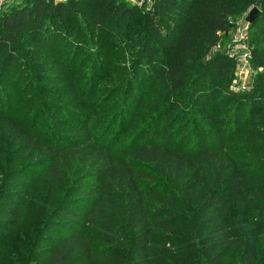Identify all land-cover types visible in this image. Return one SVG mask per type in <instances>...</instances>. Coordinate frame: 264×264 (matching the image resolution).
I'll return each instance as SVG.
<instances>
[{
  "label": "trees",
  "instance_id": "16d2710c",
  "mask_svg": "<svg viewBox=\"0 0 264 264\" xmlns=\"http://www.w3.org/2000/svg\"><path fill=\"white\" fill-rule=\"evenodd\" d=\"M252 7L261 12L252 30L264 24V0H155L147 16L118 0H26L23 7L13 4L0 16L1 79L9 70L21 72V37L54 47L73 31L80 39L82 12L103 45L108 32L122 25L140 28L147 41L137 60V81L127 89V125L130 130L141 127L136 148H101L88 137L72 150H55L42 140L33 141L25 128L19 130L18 142L45 161L41 176L48 200L58 201V220L42 229V235L52 228L61 235L47 247L41 236L33 253L24 248L28 242L11 244L35 182H9L10 194H0V264H223L221 250L237 256L232 264H264L257 246L264 234V175L256 169L264 152L233 143L226 150L224 144L216 148L215 138L205 130L197 131L193 147L184 150L163 130L177 122L185 101H196L207 120L208 108L214 115L221 113L216 86L226 78L230 62L217 55L208 60L207 55ZM67 47L73 50L71 44ZM82 47L78 43L74 51ZM252 56L264 71V56L256 51ZM143 76L153 93H139L135 83ZM235 102L231 99L228 105ZM236 107L238 127L246 115L245 131L238 129L239 135L246 144L248 138L260 139L253 131L264 130V72ZM207 123L211 127L217 122ZM76 164L83 176L69 184L67 173ZM187 228L197 240L193 252L180 247L191 243L171 240ZM160 235L166 236L163 245L156 240Z\"/></svg>",
  "mask_w": 264,
  "mask_h": 264
},
{
  "label": "rangeland",
  "instance_id": "374dc122",
  "mask_svg": "<svg viewBox=\"0 0 264 264\" xmlns=\"http://www.w3.org/2000/svg\"><path fill=\"white\" fill-rule=\"evenodd\" d=\"M118 1L124 2L129 8H136L144 16L151 13L148 4H140L134 0ZM13 4L23 7L26 0H17ZM251 9L242 15L233 30L221 35L218 46L207 55L208 60L217 55L226 57L230 62L226 78L216 86L218 93L215 96L222 106L221 113L214 115L210 108L206 111L208 120H216L217 123L210 127L196 101H185L177 111V122L163 128L166 134L174 138V146L190 150L196 142L197 131L205 130L215 138L216 148L224 144L226 150L228 144L233 143L245 150L264 152V130L255 129L253 132L260 139L248 138L246 144V137L239 135L238 131L240 128L245 131L246 115L239 127L234 122L237 103L252 91L258 77L264 72L254 65L253 59L245 57V53L254 51L264 56V24L246 30ZM78 20L82 37L76 39L73 31L55 47L41 41L35 44L32 36L21 37L18 42L21 72L18 74L9 70L2 79L0 77V194H10L8 183H15L17 179L25 184L30 182L29 178L35 182L23 220L10 235L11 244L30 243L24 248L29 247L31 253L41 236L45 241L44 247H47L49 244L46 243H50L49 240L53 242L61 235V231L52 228L45 237L42 235V229L46 230L49 224L58 220V201L48 200V189L41 176L45 161L37 153L31 154V147L18 142L19 130L25 128L31 133L33 141L42 140L44 145L55 150H72L88 137L93 138L101 148L114 147L116 150H131L139 143L138 133L141 127L130 130L127 125L128 112L130 113L127 89L137 81V60L143 56L146 35L140 28L122 25L118 31L108 32L110 36L103 45L83 12L78 15ZM78 43L83 47L75 52L74 46ZM68 44L72 45V51L67 47ZM141 70L146 74L145 67ZM147 78L143 76L140 82L135 83L140 87L141 95L148 90L154 92L150 90L151 84ZM231 99H236V102L228 105ZM243 104H247V101H243ZM151 108L154 116L157 110L154 105ZM86 128L88 132L85 133ZM251 128L252 126L248 127L249 130ZM41 150L46 152L45 147ZM258 162L260 165L256 169L264 175V160ZM82 176L81 165L78 164L73 171L67 173L69 184ZM63 192L64 189L60 193L61 198L64 196ZM192 233L187 228L172 236L171 240L178 245L182 242L191 243V246L180 247L193 252V245H197V240ZM156 240L159 245H163L166 236L160 235ZM257 246L260 260L264 261V234L259 238ZM220 255L223 264H232L237 260L236 255L225 254L222 250Z\"/></svg>",
  "mask_w": 264,
  "mask_h": 264
},
{
  "label": "built area",
  "instance_id": "2783aa9c",
  "mask_svg": "<svg viewBox=\"0 0 264 264\" xmlns=\"http://www.w3.org/2000/svg\"><path fill=\"white\" fill-rule=\"evenodd\" d=\"M17 0H0V16L4 13L5 9L15 3ZM53 2H61V3H67V0H52ZM140 4H148L150 8L152 7V4L155 0H134ZM249 28V25L247 26L246 30ZM246 36V35H245ZM245 57L248 60H252L253 56L251 52L245 53Z\"/></svg>",
  "mask_w": 264,
  "mask_h": 264
},
{
  "label": "water",
  "instance_id": "95a60500",
  "mask_svg": "<svg viewBox=\"0 0 264 264\" xmlns=\"http://www.w3.org/2000/svg\"><path fill=\"white\" fill-rule=\"evenodd\" d=\"M260 10L258 7H253L249 14H248V25L249 28L255 23L256 19L258 18V16L260 15Z\"/></svg>",
  "mask_w": 264,
  "mask_h": 264
}]
</instances>
